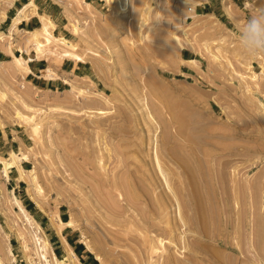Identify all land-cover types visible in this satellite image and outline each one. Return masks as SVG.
I'll return each mask as SVG.
<instances>
[{
	"label": "rangeland",
	"instance_id": "1",
	"mask_svg": "<svg viewBox=\"0 0 264 264\" xmlns=\"http://www.w3.org/2000/svg\"><path fill=\"white\" fill-rule=\"evenodd\" d=\"M9 1L0 11L13 13ZM29 8L28 18L37 15ZM261 10L264 0H129L121 15L111 0H48L50 42L13 29L14 52L35 49L55 85L33 86L0 46V157L27 156L22 178L11 167L5 179L0 162L4 263L46 264L34 250L36 230L51 264L55 231L71 253L63 264H84L67 228L91 264H264V55H244L238 40ZM5 19L0 12L8 32ZM75 54L87 74L60 68L64 59L81 62ZM9 246L15 260L5 256Z\"/></svg>",
	"mask_w": 264,
	"mask_h": 264
},
{
	"label": "bare ground",
	"instance_id": "2",
	"mask_svg": "<svg viewBox=\"0 0 264 264\" xmlns=\"http://www.w3.org/2000/svg\"><path fill=\"white\" fill-rule=\"evenodd\" d=\"M183 1V3L186 5V4H188L189 3V0H188V3L186 2V0H182ZM111 2L113 3V5L115 6V8H116V11L119 13V14H126L127 13V10H128V8H129V0H111ZM13 4V0H10L9 2H8V5H12ZM33 6V7H36V5H35V3L32 1H30V2H27V3H25L21 8H19V9H17V12L15 13V15L11 18V21H10V25H9V30H8V32H5V31H0V46L1 45H4L5 47H6V49H7V52L10 54V56L11 57H13V60L15 61V65L17 66H15V67H13V68H15V71H18V70H22V69H25V70H29V71H31V69H30V67L26 64V61H27V58H25L24 56H21V55H17V54H15L14 53V50H13V45H12V42H10L9 40H7V39H9L8 37H10V34H12L13 33V29H15L16 27H18V25L23 21V20H27V19H29L28 18V15H26L27 13H26V11L27 10H29L30 8H29V6ZM29 8V9H28ZM32 9V8H31ZM32 11V10H31ZM33 11H34V9H33ZM35 11H36V9H35ZM1 12V16H2V18L3 19H5L6 17H7V14H6V11L5 10H1L0 11ZM36 13V12H35ZM37 16H39V18L41 19V25L40 26H38V28H35V29H33V30H30V32H32V33H34V34H38V33H43V34H47L48 35V37L50 38V36H52V35H50V33H52V26L54 25V23H53V21L51 20V19H49L47 16H45V14L43 15L42 13L41 14H39V13H37ZM45 16V17H44ZM47 17V18H46ZM39 19V20H40ZM61 40H62V42L63 43H65V44H67V45H70V46H73L74 44L71 42V40L70 39H68V38H66L65 36H63V35H59L58 36ZM46 39H47V36L45 37ZM11 39V38H10ZM35 40H37V37H34V36H32L31 38L30 37H27L26 38V42H27V44L28 43H30L31 41H35ZM50 42L51 41V38L49 39V40H47V42ZM66 54H68V53H66ZM65 54V55H66ZM74 55V54H73ZM72 55V56H73ZM76 55V54H75ZM75 56H73V58H74ZM75 60H78V61H81V62H84L85 60L83 59V57H80V56H78V55H76V57H75ZM0 62H2V61H0ZM43 75H45V76H49V77H52L54 74L52 73V74H48V72L46 71V72H44L43 71ZM54 77V76H53ZM150 78V77H149ZM156 79V78H155ZM154 79V80H155ZM64 81V80H63ZM64 82H66V83H69V82H71V81H68L67 79L64 81ZM145 82V81H144ZM157 83V82H156ZM158 84V83H157ZM74 86V85H73ZM161 87V86H160ZM163 87H164V85H163ZM164 92V91H163ZM147 108V107H146ZM149 112V111H148ZM149 115V117H151L152 115L149 113L148 114ZM24 156L23 157H19V155L17 154V152L15 151V150H11L10 151V153H9V158L7 159H5V158H1L0 157V162L2 163V174L4 175V177H5V179H9L10 178V174H9V169L11 168V167H17V169L20 171V177L22 178V175H23V172L25 171V169H24V167H23V165L19 162L20 161V159H26L27 158V156L25 155V154H23ZM155 164L157 165V170H158V172H159V174H160V177L163 179V181H164V183H165V186L167 187V190L168 191H170L171 193H172V195L175 197V199L177 200L178 198H177V195H176V193H175V191L172 189V187L170 186V184H169V182H168V180H167V177H166V174H165V172H164V170L162 169V167H161V165H160V162H159V160H158V158H157V155H156V153H155ZM156 167V166H155ZM32 179H33V182H35L34 184H36L37 183V178H36V176L35 175H33L32 176ZM37 187H38V190H42V188H41V186H39L38 184H37ZM12 194H13V197H12V200H13V203L15 204V206H17V208L21 211V213L23 214V217H24V220H26L25 221V223L26 224H29V226H31V227H35L36 225H38V224H36L35 225V223L37 222L36 221V219L32 216V214L29 212V210L23 205V203H22V201L17 197V195L15 194V191H14V189H12ZM178 202V201H177ZM36 204L40 207V204L38 203V202H36ZM178 215H179V219H180V221L181 222H183L182 224H184L185 225V221H184V218H183V216L181 215V210H180V206L178 205ZM58 220L62 223V224H64V225H66V226H72L73 225V221L72 220H69V221H66V220H63L60 216H58ZM167 224V223H166ZM212 226V225H211ZM38 227H40V226H38ZM172 227V229H173V226H171ZM34 232V234H33V237L35 238V244L37 243L38 244V246H35L36 248H34V250L36 249L37 251H36V253L38 254V256H40V258L42 257L44 260H45V263L46 264H51L50 263V260H49V257H48V252H47V250H45V249H42V245L40 246V244H41V242L39 241L38 242V240H39V237L37 236V234L35 233L36 232V230H34L33 231ZM172 236V237H171ZM170 237H168V241L170 242V244L172 243L174 246H176L177 244H176V242H175V240H176V237H175V239L173 238V235H171ZM31 238H32V236H31ZM173 238V239H172ZM182 238H184V236H181V240H182ZM34 240V239H33ZM46 243L48 242V241H45ZM45 243V244H46ZM46 245H48V243L46 244ZM88 247L91 249V250H93V248L90 246V245H88ZM50 248V247H49ZM51 250H50V252L54 255V260H55V264H63V262H64V260L65 259H71V253H70V251H69V249L68 248H66V245H65V256H64V258L63 259H61V258H58L57 257V255H56V253H55V250H54V248L53 247H51L50 248ZM7 255H9V256H11L12 257V259L13 260H15V256H14V254H13V250L11 249V247L9 246L8 247V251H6L5 252V256H7ZM95 256H96V258L97 259H99L100 261L102 260L101 259V257H100V255H98V253L97 254H95ZM30 258V257H29ZM29 261H31L32 262V259L30 258L29 259ZM181 261V260H180ZM173 262V261H172ZM0 264H5L4 263V260H3V257L0 255Z\"/></svg>",
	"mask_w": 264,
	"mask_h": 264
},
{
	"label": "crops",
	"instance_id": "3",
	"mask_svg": "<svg viewBox=\"0 0 264 264\" xmlns=\"http://www.w3.org/2000/svg\"><path fill=\"white\" fill-rule=\"evenodd\" d=\"M32 0H13V4L10 6V11H12V14H7L5 21L11 20L13 14H15L16 10L22 6L26 2H30ZM52 2V0H50ZM37 5V12L38 13H44V10L47 6L48 0H40L34 1ZM44 6V7H43ZM43 10V11H42ZM40 20L36 14H33L29 19L23 20L18 26L20 29L24 30H31L37 26H39ZM15 53V52H14ZM0 54H4L3 50L0 49ZM16 54V53H15ZM10 56V54L8 53ZM22 55L26 57H30L28 60V65L31 69L30 72L27 74L28 81L35 87L41 88V89H52V86L55 85L54 79H48L43 76L42 72L48 67L47 60L45 58H38L37 52L35 49L30 48L28 51L25 49L23 50ZM11 57V56H10ZM86 62H74L71 59H64L60 65V68L62 71H68L69 73H73L74 75H82L87 74L86 69ZM23 165V163H22ZM24 166V165H23ZM21 181L18 183L15 182L14 188L18 189ZM32 209H30L31 211ZM72 233H76V231L67 230V228H64L62 231V234L66 237V240L72 245L74 251L78 254H80L81 257H86L84 264H86L87 261L91 264L93 260H95L94 257H92L90 254L86 253L84 254L85 249L84 245L81 242H76V239H73ZM55 237V246L54 250L57 254V252H61L65 250V245L61 239L60 234H58L56 231L53 235ZM90 259V260H89Z\"/></svg>",
	"mask_w": 264,
	"mask_h": 264
},
{
	"label": "clouds",
	"instance_id": "4",
	"mask_svg": "<svg viewBox=\"0 0 264 264\" xmlns=\"http://www.w3.org/2000/svg\"><path fill=\"white\" fill-rule=\"evenodd\" d=\"M188 3V0H186ZM240 48L244 55L256 57L264 55V10L259 15L250 16L238 33ZM259 42V47L256 43Z\"/></svg>",
	"mask_w": 264,
	"mask_h": 264
},
{
	"label": "trees",
	"instance_id": "5",
	"mask_svg": "<svg viewBox=\"0 0 264 264\" xmlns=\"http://www.w3.org/2000/svg\"><path fill=\"white\" fill-rule=\"evenodd\" d=\"M90 255L93 257V254L90 252Z\"/></svg>",
	"mask_w": 264,
	"mask_h": 264
}]
</instances>
